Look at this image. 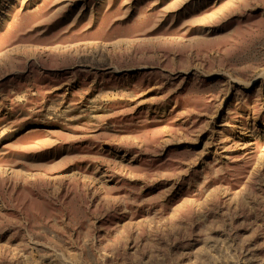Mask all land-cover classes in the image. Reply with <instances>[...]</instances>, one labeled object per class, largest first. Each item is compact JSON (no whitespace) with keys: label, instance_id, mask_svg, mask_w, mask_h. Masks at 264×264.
<instances>
[{"label":"rangeland","instance_id":"374dc122","mask_svg":"<svg viewBox=\"0 0 264 264\" xmlns=\"http://www.w3.org/2000/svg\"><path fill=\"white\" fill-rule=\"evenodd\" d=\"M0 264H264V0H0Z\"/></svg>","mask_w":264,"mask_h":264}]
</instances>
